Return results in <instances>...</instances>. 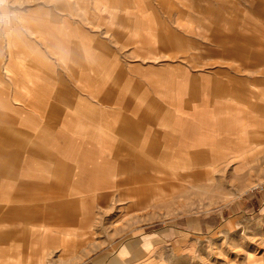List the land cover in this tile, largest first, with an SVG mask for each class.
I'll return each mask as SVG.
<instances>
[{
  "label": "rangeland",
  "instance_id": "rangeland-1",
  "mask_svg": "<svg viewBox=\"0 0 264 264\" xmlns=\"http://www.w3.org/2000/svg\"><path fill=\"white\" fill-rule=\"evenodd\" d=\"M140 1L143 0H68L75 2L73 8L57 12L59 27L51 29L45 26L47 12L43 11L51 0H0V97L4 92L19 98L13 110L0 108V161L6 167L13 164L10 170L0 173L2 181L17 183L25 173L47 169L41 168L42 164L67 163L75 158L78 173L84 164H92L87 149L96 148L106 160H112L107 156L110 149L128 156L140 144L132 140L136 146L130 148L129 140L120 141L117 132L125 129L132 131L128 136L137 134L144 117L153 118L163 109L189 110L191 98L207 102L204 100L216 97V83L228 76L241 77L237 86L264 94V72H259L264 71V65L256 71L236 70L234 66L244 62L247 55L241 49L233 53L222 49L233 42L222 39L225 36L217 41L208 30L216 23L219 8L223 9L220 0H171L173 3L164 5L173 13L171 17L167 15L169 11L159 9V0H152L159 10L157 17L147 18L145 13L131 16ZM222 1L231 8V13H225L231 28H224L220 35L244 32L264 38V0ZM181 7L187 13L177 21L176 10ZM71 10L74 15L69 14ZM201 10L213 16L208 14L209 20H200ZM189 15H193L192 20ZM67 17L69 25L63 20ZM243 22L255 30L246 27L242 31ZM120 23L128 27H119ZM168 24L171 31L164 28ZM174 32L181 38L180 46L174 43ZM234 45L244 49L248 46L241 41ZM5 65L12 71H5ZM108 68L110 75L103 77ZM40 76L46 83L33 86L35 93L29 94L24 85H33ZM255 78L262 80L256 82ZM82 96L86 100L77 101ZM114 96L132 103L125 110L120 101L107 100ZM68 97L70 100H66ZM57 105L60 114L68 112L75 117V125L65 121L66 125L61 126ZM139 106L144 110L135 108ZM89 108L96 109L94 120L82 118ZM140 112L144 116L140 117ZM79 113L82 123L97 129L98 138L104 139L105 132L113 133L110 148L102 145L100 138L95 139V144L91 139L89 148L83 141L88 138L77 136L81 142L74 147L76 156L70 158L67 151L72 149V143L54 142L58 130L81 127L76 123ZM125 113L127 117L122 116ZM245 154L241 152L240 165L209 168V173L194 175L192 181L173 182L180 186L172 189L168 185L158 197L151 195L146 183L145 194L150 195L145 203L138 201L143 197L140 189L129 193V187H125L121 189L126 193L119 197L115 192L103 206L100 200L110 189L98 188L99 181L94 188L92 181L83 192L94 214L93 234L73 253H65L61 248L63 227L47 230L37 245L38 249L46 247L43 264H264V141L258 140ZM128 158L135 161L132 155ZM29 162L35 165L28 168ZM86 180L89 181L82 180V184H89L90 179ZM11 189L0 190V264H28V258L36 255L29 229L22 232L21 226L28 224L3 219L15 215L10 208L22 206L9 199L20 193ZM40 191L49 189L43 187L35 192ZM58 192L63 196L73 193L68 187ZM18 213L25 214L21 208ZM74 226L70 228L78 226L76 221ZM9 259L11 262L6 263Z\"/></svg>",
  "mask_w": 264,
  "mask_h": 264
},
{
  "label": "crops",
  "instance_id": "crops-1",
  "mask_svg": "<svg viewBox=\"0 0 264 264\" xmlns=\"http://www.w3.org/2000/svg\"><path fill=\"white\" fill-rule=\"evenodd\" d=\"M51 1L52 2L46 7L43 6V11L46 10L47 12V15H44L46 17L45 26L52 29L59 27L58 21L60 20V17L57 12L64 11L66 8L69 9V7L73 8L72 3L75 2L69 3L68 0L67 3L62 2L63 0ZM144 1L145 0L137 3V7L131 10V16L145 13V17L147 18H154V16L157 17V12L159 10L157 11L158 8L156 7V2L149 0L144 4ZM218 2H220L223 9L219 8L220 12L217 13L218 17L216 23L213 27H209L208 30L211 29L212 35L215 36L217 41H219V37L221 38L222 36H225V38L222 39L233 42L232 46H223V48L221 47L222 49H226L228 52L232 53L234 52V49H236L237 52L240 49L245 52H242V54H246L247 58L246 60H243L244 62H239L234 66L236 70L256 71L257 69H261L259 67L264 65V38L261 39L259 36L250 37L244 34V32L230 36L220 35L224 28H226L224 30H229L231 28L230 26H227L228 19L227 14H225L227 12L231 13V8H229L228 5H225L222 0ZM167 3L170 4L173 2L171 0H159V9H163L165 12L169 11V14L167 15L171 17L173 15V13H170L171 10H166V8H164V5ZM184 9V7H181L176 10L178 15L177 21L182 15L187 13ZM134 10L138 14L134 13ZM36 11H38V9ZM70 12V15H74L73 10ZM205 13L207 14V17L205 16ZM208 14H210L211 17L213 16L208 10H201L199 19L209 20L210 16ZM145 17L144 20H146ZM188 18L192 20L193 15H189ZM63 20L69 25V17H67V19L63 18ZM135 20L140 22L139 18H136ZM222 22H224V24H222ZM241 26L244 27L242 31H244L246 27L255 30L252 25L246 26L244 22ZM119 27L125 28L128 26L120 23ZM165 27L166 31L168 29L171 31L169 24L168 26L165 25L164 28ZM174 35V43L180 46L182 41L179 34L174 32ZM262 37H264V35H262ZM238 41L248 44V46L245 47L246 49H254L248 51L241 46L234 45V43L237 44ZM43 54L46 59L50 61V57L45 53ZM243 57L241 56L240 59L242 60ZM116 63L117 62H113L112 65L118 67L119 64ZM5 71L9 72L12 71V69L9 65H5ZM259 72L264 71L261 69ZM110 73L111 72L108 68L103 77L110 75ZM94 74H96V72ZM240 78L241 77H236L234 79L233 77L228 76L224 81L216 83L217 86L214 89L215 93H213L216 97L204 100L207 102H201V100H198L197 97L192 95V97L195 98H191L192 101H190L191 105L189 110L172 112L163 109L160 110L157 115H153V118L150 117L151 119L149 117H144L143 126L137 131V134L128 136L127 134H130L132 131L125 129H122L121 132H117L119 135L117 137H120L118 138L120 141H124V138L129 140V145H131L130 148H133L134 145L136 146V143L132 140L137 139L140 144L138 147L139 152H137L138 150L131 151L129 153L130 156H127L126 153H116L115 151L113 154L110 149L108 150L107 156H112V160H106L104 159L105 156L103 157L101 153H97L96 148L91 150L87 149L92 164H84L83 167H80L78 173L77 168L75 167L78 162L76 161L77 158H75V162L71 159L72 161L67 163H54L53 161H50L45 163L46 165L42 164L40 167L47 168L44 169L46 171H34L33 173L30 171V173H25L23 178L17 183V180L14 182L8 179L4 182L0 179V190L2 192H7L6 190L8 187H11V190L15 192L20 191V193L18 192L10 196L7 194V196L11 201L15 202L16 205H22L20 208L25 214L18 213L20 208L14 207L10 208L9 211L14 212L15 215L10 218L3 217V219L11 221L12 223L22 225L28 224V227L26 225L24 227L21 226L22 232L27 228L29 229L30 236L33 239L31 244L36 248L33 250L36 252V255L34 258H28V264L44 263V250L46 247L42 246L38 249L37 245L40 244L39 238H43L47 235V230L51 232L50 230L55 227H63L61 233V248L65 253H73L78 246L86 243L85 240L91 237L93 234L92 228L94 225V214H92L93 211L88 205L85 196L86 193L83 191H85L87 186L88 188L91 187L92 181L94 188L97 187V182L99 181L98 188L104 187L110 189V191H108L107 194H104L100 200V203L103 206L108 205L115 192H117L116 194L120 197L126 193L128 189L130 191H128L129 193H132L135 189H140L143 197L139 198L138 201L145 203L147 201L146 197L150 195V193H148V195L145 194L146 188L144 186H146V183H149L150 185L151 195L154 194L153 197H158L161 195V192L166 191V186L170 185L173 187L172 189H174L179 185H175L173 182L183 183L192 181L194 175H204L209 173V168H211V170H216L218 167L225 166L226 164L235 165L237 163L240 165V159H242L241 152L244 151L246 154H249L252 145H255L258 140L264 141V94L262 95L255 89L253 90L237 86L236 83L241 81ZM245 79L246 77L242 80ZM253 80L260 82L262 79L255 78ZM0 81H2V79ZM98 81L101 80L99 79ZM42 83L46 82L44 78L40 76L38 82L33 85L28 83V87L25 85L24 87L28 88L29 94H34L35 91L32 90V87H40ZM1 95L0 108L3 110L6 109L7 111L11 109L13 110L16 107L15 100H18L19 98L16 95L12 96V94L4 92H2ZM69 98L70 97L66 100H70ZM81 100H86V97L82 96V99H78L77 101ZM100 100L105 101L106 99ZM107 100L111 102L120 101L125 110H127L130 102L132 103V100L128 101L124 97L119 98L118 96L110 97V99ZM90 103V105L96 107V103H93L92 101H90ZM207 103L212 106H209ZM201 106L208 107L202 110L199 109ZM57 107V110L60 111L57 113V116H61L60 119H62V121H60L61 126L66 125L65 121H69L70 125H75V117L71 118V114L68 112L60 114L61 109L58 105ZM135 108H139V110L142 109L140 106ZM51 110L57 112L54 108ZM142 110H144V107ZM63 111L65 110L63 109ZM96 114V109L91 110V108H89L86 109V113L82 114V118L94 120L97 117ZM141 115L143 114L140 112V117ZM76 116V123L81 127L77 130H66L64 128L62 131L58 130L57 138L54 139V142L72 143V149L67 151L69 154V156L67 155L68 157L73 158L76 156L74 147L81 142L78 140L80 137L88 138V140L83 141L88 143L89 148L91 147L92 140L95 144L96 138H100V143L104 146L109 145L108 148H110V144L114 140V138H112L113 133L109 134V132H105L107 134L104 139H101V137L98 138L97 129L93 126L92 128L89 127L91 126L89 124L82 123L80 113L76 114ZM122 116L127 117L128 114L125 113L122 114ZM52 134L54 135V133ZM77 136L80 137L77 138ZM121 148L125 149L124 147ZM131 155L134 157L135 161L128 158L131 157ZM12 165L13 164L6 167V164L0 161V173L10 170ZM33 165L35 164L29 162L28 168H31ZM74 173H77V178L73 181ZM80 175L84 176V179L79 177ZM96 176H98L97 180ZM85 177L90 179V182H88L89 184H82V180H84V182L89 181L86 180ZM43 187H46L49 191L35 192L37 189ZM62 187L71 188L73 193L63 196L62 193L58 192ZM125 187L129 188H127L126 191L125 189H121ZM4 220H2V222ZM75 221L78 226L76 228H70L74 226ZM10 262L11 259L6 263Z\"/></svg>",
  "mask_w": 264,
  "mask_h": 264
}]
</instances>
